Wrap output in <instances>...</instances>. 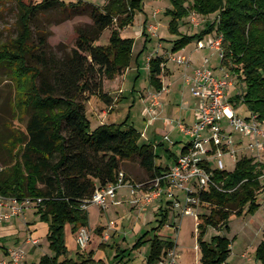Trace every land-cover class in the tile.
<instances>
[{
    "label": "trees",
    "instance_id": "obj_1",
    "mask_svg": "<svg viewBox=\"0 0 264 264\" xmlns=\"http://www.w3.org/2000/svg\"><path fill=\"white\" fill-rule=\"evenodd\" d=\"M15 27L17 35L0 43V80L15 82L25 93L20 105L29 117L21 143V159L9 170L0 172V192L17 199H41L36 208L42 222L49 225L48 241L54 256H43L40 264H98L92 254L87 259L78 254L69 258L66 226L74 233L89 226V214L82 206L98 187L116 182L127 161L138 159L150 179L160 176L169 167L157 165L156 147L140 144L142 134L127 121L121 125L102 124L91 130L86 101L96 95L112 104L104 93V80L125 74L134 56L135 40L122 36V31L134 24L144 0H108L103 6L59 0H16ZM169 30L179 38L174 41L173 54L181 52L195 40L217 33L224 37L223 64L238 78L242 93L231 99L236 106L243 103L250 114L264 123V0H170ZM3 0H0V6ZM56 6L70 7L73 14H87L93 20L90 29H78V46L72 57L58 60L47 51V33L33 41V23L40 13ZM192 12L215 20L199 33L185 35L180 22ZM111 29L107 45H95L104 31ZM143 34L147 36V21ZM150 85L164 89V57L148 61ZM113 107V105L111 106ZM187 147L183 149L185 152ZM146 174V175H147ZM213 185L199 194L200 207L197 239L200 264H229L232 240L216 235L206 240L209 228H229L233 217L255 214L264 195V162L254 157H242L232 171L213 170ZM127 178L129 179L128 175ZM147 179V180H150ZM144 181H147L143 178ZM141 181V182H144ZM157 231L167 223L169 209L162 208ZM150 231L141 235L133 246L140 249L150 243L146 264H158L167 250L176 243ZM3 247H0L2 250ZM256 264H264V240L256 253ZM123 264H128L120 261Z\"/></svg>",
    "mask_w": 264,
    "mask_h": 264
},
{
    "label": "rangeland",
    "instance_id": "obj_2",
    "mask_svg": "<svg viewBox=\"0 0 264 264\" xmlns=\"http://www.w3.org/2000/svg\"><path fill=\"white\" fill-rule=\"evenodd\" d=\"M36 4L41 3L42 0H34ZM64 1L68 6L70 4H77L78 2L90 3L96 6L105 5L108 0H59ZM192 0H187L191 3ZM172 4L170 0H144L142 9L137 11L134 24L122 31V36L126 38H133L135 40L134 56L128 71L116 77L113 80H104L103 91L113 98L112 104L104 102L96 95H89L86 101L87 116L91 121V130H95L102 124H116L121 125L127 121L128 125L134 126L141 134L140 144H158V159L157 164L166 167L167 164L173 163V157L168 155V150H172L174 154L180 153L182 147L190 143L191 137L180 132L178 128H167V122L158 120L155 122L145 121L143 112L145 109V102L150 98L151 94L157 91L150 85L148 61L155 57H164L166 60V67L164 68V86L168 87V92L161 97L163 103L164 118L181 121L187 123L188 116L198 107V102L191 93V88L186 84L184 74L185 71L181 66L173 63L170 59L173 55L172 49L174 41L179 37L174 35L169 30L171 17L166 15L167 9H171ZM18 5L16 0H3V5L0 6V43L7 42L15 38L17 29L15 22L17 19ZM84 12L83 14H73L70 7L65 9L56 6L55 8L40 13L33 23V41L38 42V37L42 35L43 31L47 33V51L52 58L63 60L72 57L73 50L78 46V29H90L93 25V20ZM154 14H157L154 18ZM190 16V15H189ZM189 16L180 22V32L182 34L192 35L204 30L207 24L215 20V16L207 17L206 23L195 27L190 23ZM147 21V36L143 34L144 24ZM155 25L157 32L152 34L149 27ZM111 29L104 31L99 41L95 45H107L109 43ZM209 36L206 41H209ZM197 41L195 40L185 48L183 54L190 58L194 67L201 66L206 59H209V67L216 68V73L222 67L221 57L211 49L197 50ZM182 52H178L179 54ZM231 99L242 93L240 83L235 81V85L228 90ZM25 99V93L21 91L20 86H16L9 78L4 77L0 80V172L11 169L21 158V152L24 145L21 143L23 134L26 133L27 123L29 117L26 116L24 107L20 103ZM113 105V107H111ZM236 112L242 117L250 114L247 106L240 103L234 106ZM187 109H189L187 111ZM194 110V111H193ZM188 112V113H187ZM222 126L227 127L228 133H234L238 138L243 137L228 126L226 120L221 121ZM225 127V128H226ZM169 134L172 141H165L164 137ZM248 140V138H246ZM245 141L240 151L236 154V158L231 155H225L223 161L226 169L232 171L235 169L237 161L242 157L253 156L254 158L264 162V154L260 157L258 153L241 150L245 147ZM249 152V153H248ZM162 157V158H160ZM216 165V162L213 161ZM124 170L130 176H138L143 173L144 178L150 179L147 172L140 167L139 160L133 159L127 161L124 165ZM147 174V175H146ZM261 208L251 215H244L242 217H233L229 228L217 230L209 228L206 240H211L213 236L222 235L232 240L231 256L228 260L229 264H253L256 261L255 253L259 244L264 240V195H260ZM167 203L163 206L168 207ZM159 208L153 210V214L145 211L143 220L136 222L132 217L125 216L123 213L121 217L124 219L123 232H120L116 241H113L112 246H108L106 250H100L96 260L98 264H146L147 257L150 254V243H146L140 249L133 250V246L140 238L148 231L150 234L146 240H150L156 233L163 239L177 243L179 254L178 264H200V249L197 239V229L199 220L195 215L186 216L180 219L178 225L180 230L176 232L171 229L178 220L175 215L170 213L168 215L167 223L164 227L157 231L154 228L159 226L157 214L161 213ZM201 215L206 212L202 207L196 209V212ZM92 222L94 225L104 223L103 217L92 209ZM27 220L23 218H16L12 222L0 225L1 230L11 231L7 228L15 226V233L4 234L6 245H12L14 248H22L27 253L26 264H40V260L44 254L48 253L53 256L54 252L48 247V239L41 238L34 235L35 226L38 224H45L41 217L37 215L36 208H29L25 211ZM150 216V221L148 220ZM133 220V223H132ZM135 223V224H134ZM30 224V228L27 227ZM136 225H139L141 230L135 231ZM33 232V233H32ZM37 239L40 241V246L35 248L31 243L25 244L27 238ZM25 244V245H23ZM22 245V246H20ZM4 246V244H2ZM118 248L121 251H118ZM2 252V250H0ZM71 253V252H70ZM248 253V259L244 255ZM69 255V254H68ZM101 255H107V259L100 260ZM73 258L77 259L78 255L74 251Z\"/></svg>",
    "mask_w": 264,
    "mask_h": 264
},
{
    "label": "built area",
    "instance_id": "obj_3",
    "mask_svg": "<svg viewBox=\"0 0 264 264\" xmlns=\"http://www.w3.org/2000/svg\"><path fill=\"white\" fill-rule=\"evenodd\" d=\"M156 16L157 14H154V18ZM189 19L192 25L199 27L206 23L207 17L192 12ZM149 31L155 34L157 27L152 25ZM209 38V41L204 38L197 42V50L211 49L220 55L222 67L219 74L216 73V68L209 67V59H206L201 66L194 67L192 60L182 53H175L170 57L173 63L181 66L185 71V82L190 86L191 93L198 102V107L195 109V123L192 126L181 121L165 119L169 126L176 127L181 133L191 137L186 151L182 152L176 162L162 175L144 182L130 181L126 173L120 171L116 182L96 189L92 198L82 206L84 210L88 211L93 205L101 210L120 206L124 202L118 199V192L128 188L130 190L127 200L129 210L135 209L141 214L149 208L161 210L167 203L169 214H174L178 220L170 228L178 232L180 230L178 222L183 217L195 215L199 220L200 214L196 212V209L200 208L199 194L203 190H209L214 184L213 170H227L223 161L225 155L236 158V154L240 151L239 147L248 141L245 144L246 148L241 150L256 151L257 155L263 156L264 123L256 115L249 114L242 117L236 112L228 90L235 85V81L238 82V78L229 66L223 64L224 37L214 33L209 35ZM168 91V87L164 86L161 92L151 94L146 100L143 112L145 121L155 122L164 119L161 97ZM222 120H226L228 126L243 137L238 138L234 133H228L227 127L221 124ZM165 141H170L169 136H165ZM41 202V199L20 200L6 197L0 192V225L23 216L27 209L37 208ZM116 226L117 222H110L109 227L117 230ZM110 238L108 236L106 240ZM76 241L82 252L88 249L92 242L88 227L78 230ZM29 243L36 246L40 241L30 238ZM177 247L176 243L175 247L167 250L158 264H178ZM244 257L248 259L249 254L246 253ZM26 260L27 253L22 248H14L9 251L7 258L0 259V264H25Z\"/></svg>",
    "mask_w": 264,
    "mask_h": 264
},
{
    "label": "crops",
    "instance_id": "obj_4",
    "mask_svg": "<svg viewBox=\"0 0 264 264\" xmlns=\"http://www.w3.org/2000/svg\"><path fill=\"white\" fill-rule=\"evenodd\" d=\"M181 52L183 54V51H181ZM188 110L189 109H187V111ZM187 118H188V120H186V122H187L186 124L189 125V126H192L195 123V114L193 112H191V114ZM161 120L163 122L165 120V118L161 119ZM165 126L167 128H170V129H175L176 128V127H173V126H169L168 124L165 125ZM165 136H169V134H166ZM169 138H170V136H169ZM164 139H165V137H164ZM168 142L172 143L171 139ZM164 144L165 143H162L159 146H163ZM153 145H155V147H156V154H157L159 146H158V144H153ZM188 145H189V143L186 144L184 147H182L180 153H178V154H174V152L172 150H168V155L170 157H173V163L172 164H167L166 167L170 168L176 162V160L178 159L180 154L183 152V149L185 147H188ZM160 158H162V157H160ZM157 159H158V154H157ZM156 162H157V160H156ZM127 175L129 177V173L128 172H127ZM143 178H144L143 173H140L138 176H130L129 180L133 181V182H141V181H144ZM129 196H130V190L128 188H124V189H122V190H120L118 192V199L120 201H123L124 204H122L120 206H111L108 210H101V208H99L96 205H93V206H91L89 208V210H88V214H89V226H88V228H89V230L91 232V235H92V242L90 243L88 249L85 252H82L79 249V247L77 245V241H76V233L73 232L72 226L71 225H67L66 226V233H65L66 245H67L68 254H69V255L67 254V256L69 258H73V253L75 251L77 253V255L78 254H83L84 258L87 259L92 254V258L98 263L96 258L99 255V251L100 250H106L108 246H112L111 244L113 243V241H116L117 235L120 232H123V230L125 228V225H124L125 221L121 217V215L123 213L125 214V216L128 215L129 217H132L133 219L135 218L134 220H136V222H138L139 220L140 221L143 220L142 218H143V214L145 212L139 214L138 210H135V209L134 210L133 209L129 210V207L127 205V200L129 199ZM92 209H95L99 213L100 217H103V220H105L104 223H101L100 225L99 224H97V225L93 224V222L91 220L92 216H93V214L91 212ZM153 210H155V209L154 208H149L146 211H149L148 212V215H149V214H153L152 213ZM20 218H23L24 220H27L25 212H24L23 216L18 217V219H20ZM148 220L150 221V216H148ZM112 221L117 222V226H116L117 230L109 227L110 226V222H112ZM132 223H133V220H132ZM35 226L37 227V229H35L34 235H38L41 238H47L48 239L49 225L47 223H45V224H38L37 223ZM123 226H124V228H122ZM27 227L30 228V224H27ZM1 229L2 228L0 227V247H3V249H2V252H0V259H4V258H7L9 251L11 249H14V247H12V245H6L5 236H3L1 234V232H3L4 234H6V233L9 234L11 232L15 233V226L13 228H7L8 230H11V231L10 232L6 231V233H5L4 230H1ZM140 230H141L140 226L136 225L135 231H139L140 232ZM141 235H140V237H141ZM108 236L111 237V238L109 240H106V238ZM30 238H27V240L25 241V244H28V245L30 244L29 243ZM2 244H4V246H2ZM25 244H23V245H25ZM40 245L41 244L39 243V245H36L35 248L37 246H40ZM20 246H22V245H20ZM49 246H50V244H49V241H48V247ZM232 247L233 246H231V248ZM118 251H121V250L118 248ZM43 254H44L43 256L49 255L48 253H43ZM42 257H40V258H42ZM103 258H104V260L107 259V255H101L100 256V260L103 259ZM199 258H201V254H200ZM26 263H27V260H26ZM253 264H256V261Z\"/></svg>",
    "mask_w": 264,
    "mask_h": 264
}]
</instances>
